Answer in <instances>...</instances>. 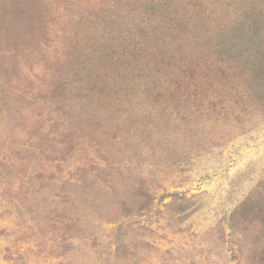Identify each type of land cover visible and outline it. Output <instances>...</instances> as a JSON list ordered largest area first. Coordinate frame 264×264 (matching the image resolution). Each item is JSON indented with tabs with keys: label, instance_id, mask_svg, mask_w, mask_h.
<instances>
[{
	"label": "rangeland",
	"instance_id": "374dc122",
	"mask_svg": "<svg viewBox=\"0 0 264 264\" xmlns=\"http://www.w3.org/2000/svg\"><path fill=\"white\" fill-rule=\"evenodd\" d=\"M0 264H264V0H0Z\"/></svg>",
	"mask_w": 264,
	"mask_h": 264
},
{
	"label": "trees",
	"instance_id": "16d2710c",
	"mask_svg": "<svg viewBox=\"0 0 264 264\" xmlns=\"http://www.w3.org/2000/svg\"><path fill=\"white\" fill-rule=\"evenodd\" d=\"M234 12H236V13H239V10H236V11H234ZM234 14V13H233ZM252 15V10H250V11H245V13L243 14V15H240L239 16V19H240V22H242V20H243V18L245 17V16H251ZM239 19H236V18H233V24L234 25H237L239 22H238V20ZM242 23H244V22H242Z\"/></svg>",
	"mask_w": 264,
	"mask_h": 264
}]
</instances>
